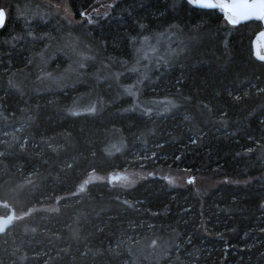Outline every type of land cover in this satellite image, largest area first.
<instances>
[{"label": "trees", "instance_id": "1", "mask_svg": "<svg viewBox=\"0 0 264 264\" xmlns=\"http://www.w3.org/2000/svg\"><path fill=\"white\" fill-rule=\"evenodd\" d=\"M47 1L0 0V216L33 210L0 235V264H264L260 23L229 26L184 0H62L70 23ZM169 31L181 51L144 75L140 98L176 109H136L123 97L71 114L86 78L119 74L140 39ZM66 32L95 38L94 58L76 69L78 84L49 85L62 59L49 43ZM110 142L119 150L108 154ZM125 168L148 176L74 195L90 173ZM169 171L193 182L172 185ZM141 244L149 250L134 254Z\"/></svg>", "mask_w": 264, "mask_h": 264}, {"label": "rangeland", "instance_id": "2", "mask_svg": "<svg viewBox=\"0 0 264 264\" xmlns=\"http://www.w3.org/2000/svg\"><path fill=\"white\" fill-rule=\"evenodd\" d=\"M42 2L46 0H41ZM51 2L52 9L58 15H61L62 18L67 19L68 22L73 21L74 15L69 8L68 4L62 0H49ZM46 12H49L47 7L41 6ZM98 14H103L105 10L103 7L96 9ZM84 19L87 17L84 15ZM81 22V19L79 20ZM64 35V36H63ZM61 38L56 39L52 43H49V57L52 55V51L55 48H58L60 56L62 57L61 62L57 64V67H60L61 74L57 78H45V82L49 85H54L58 87H64L71 82H77L78 84L80 79L77 75V70L79 67H84L89 61H91L94 56V46L95 38L91 39L85 37L81 33L69 34L68 32L64 33ZM68 36V37H67ZM171 33L167 32L164 35H154L151 37H144L140 39L134 48V59L130 66L127 68L124 67V63H121L120 73L117 75L106 76L105 78H94V76H89L86 78L87 83L81 84L82 87H85V91L80 93L77 98H75L71 111V114H79L87 112V114H95L99 112L104 106L110 104L114 101L119 100L123 97H131L132 106L136 109H142L145 104H148L146 108L152 110L168 111L169 109H176L177 104L168 99H159L155 102H151L150 105L148 102H144L140 98V91L142 89L143 80L146 79L144 75L151 70L152 68L161 67L160 63L171 62L176 58L178 53L177 48H173L177 43L183 44L182 39L176 40ZM176 47V46H175ZM184 47L182 46L181 49ZM158 61V62H157ZM159 63V64H158ZM91 65V64H90ZM97 66V65H96ZM98 67V66H97ZM94 67L92 70H95ZM110 74L109 68L105 69V75ZM130 90V91H129ZM136 93V94H135ZM162 108V109H161ZM156 113L155 111H153ZM158 112V111H157ZM113 145H109L106 149V152H114L119 150V147L115 146L113 142H110ZM138 153L134 157H138ZM148 176V172L143 170H135L132 168H125L122 170H116L108 175H99L96 173H90L84 181L77 187L74 195H80L86 189V185L93 182H105L107 181L111 186L121 187V188H130L134 186L137 182L144 179ZM166 180L176 186L185 184L187 180H190L189 174L187 172H177L169 171L164 176ZM4 208L7 206L1 204ZM10 210V207H7ZM37 210H49L53 211L52 207H41ZM35 211V210H34ZM8 212V210H7ZM12 220L16 221L21 219L26 214H15L12 210ZM170 242L165 241V246H168ZM148 245L141 244L134 249V254L136 255H145ZM159 254L161 249H157ZM158 254V255H159Z\"/></svg>", "mask_w": 264, "mask_h": 264}, {"label": "water", "instance_id": "3", "mask_svg": "<svg viewBox=\"0 0 264 264\" xmlns=\"http://www.w3.org/2000/svg\"><path fill=\"white\" fill-rule=\"evenodd\" d=\"M187 2V0H184ZM191 7L214 10L229 26H238L251 21L260 23L261 29L252 39V54L264 62V0H191ZM12 213L0 216V235L12 225Z\"/></svg>", "mask_w": 264, "mask_h": 264}, {"label": "snow or ice", "instance_id": "4", "mask_svg": "<svg viewBox=\"0 0 264 264\" xmlns=\"http://www.w3.org/2000/svg\"><path fill=\"white\" fill-rule=\"evenodd\" d=\"M187 3L192 5L191 0H187ZM6 23H7V13L4 9L0 8V29H3ZM192 182L193 181L191 179L188 181V183H192Z\"/></svg>", "mask_w": 264, "mask_h": 264}]
</instances>
